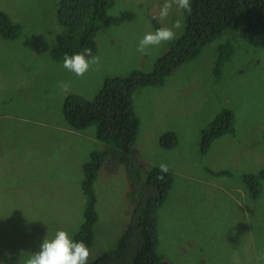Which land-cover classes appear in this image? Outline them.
<instances>
[{"label": "rangeland", "instance_id": "obj_1", "mask_svg": "<svg viewBox=\"0 0 264 264\" xmlns=\"http://www.w3.org/2000/svg\"><path fill=\"white\" fill-rule=\"evenodd\" d=\"M60 1L0 0V11L20 25L16 38L0 37V264H24L46 236L57 229L73 235L84 222L82 165L99 141L94 127L85 130L90 143L63 130L67 94L58 83L92 99L108 78L152 72L177 39L141 54L136 48L146 33L176 20L178 37L185 31L182 9L158 18L163 0H115L94 37L91 57L100 62L78 77L49 53L62 31ZM229 44L225 36L212 40L162 85L133 93L141 164H166L173 177L156 209L158 264H264V180L256 197L243 181L264 170V47L238 29ZM224 112L233 132L201 150L203 130ZM166 132L175 139L169 148L161 145ZM128 187L123 164L97 175L89 261L120 238L132 206Z\"/></svg>", "mask_w": 264, "mask_h": 264}, {"label": "trees", "instance_id": "obj_2", "mask_svg": "<svg viewBox=\"0 0 264 264\" xmlns=\"http://www.w3.org/2000/svg\"><path fill=\"white\" fill-rule=\"evenodd\" d=\"M114 1L61 0L57 20L62 31L52 45L50 55L63 62L65 54L84 52L85 49L93 53L95 34L108 23L107 10ZM191 6L190 15L184 12L185 31L159 58L152 72L108 78L92 99L75 93L64 97L62 115L68 126L75 130L94 127L95 138L104 144L100 150H93L82 165V189L87 201L84 222L74 238L83 240L88 248L93 243L98 213L92 184L102 171L115 172L117 166L123 164L129 184L126 195L132 201L128 222L120 238L109 249L97 253L88 264L160 262L155 250L156 209L171 191L173 177L169 171L161 172L160 167L144 170L137 158L133 142L140 119L133 108L134 91L142 86L162 85L167 75L198 55L214 39L225 36L229 46L237 29L250 43L264 47V0H191ZM19 30L20 25L0 11V37L14 39ZM228 113L220 114L203 130L201 150L206 149L218 136L233 132L232 118ZM163 137L168 140L166 143ZM163 137L161 145L164 147L169 148L175 143L171 132H166ZM262 180L264 170L243 177L249 196L259 194ZM11 260L5 259L4 262L9 264Z\"/></svg>", "mask_w": 264, "mask_h": 264}, {"label": "clouds", "instance_id": "obj_3", "mask_svg": "<svg viewBox=\"0 0 264 264\" xmlns=\"http://www.w3.org/2000/svg\"><path fill=\"white\" fill-rule=\"evenodd\" d=\"M174 6L184 10L188 15H190L192 12L191 0H163L159 8L158 18L160 20L167 18ZM177 30H182V24L180 20L174 21L171 27L162 26L157 28L154 32L146 33L139 40L136 51L141 54H145L146 50L151 46H158L161 43L172 41L178 38ZM88 57H91L90 49H85L84 52H77L72 55L65 54L62 67L73 72L76 76L82 77L86 72L89 71L91 65L99 64L100 62V58L98 56L91 57V59H89ZM58 87L65 94H68L70 91L69 83L61 81L58 83ZM227 113L224 112L222 114L226 115ZM86 129H84V131ZM220 136H218L217 138H219ZM99 144L100 145L96 150H100L104 146V144L101 142H99ZM137 158L140 161L138 155ZM159 167L161 172L163 173H166L168 171V166L166 164H160ZM124 170H126V167L124 168ZM82 222L83 221H81V223ZM89 257L90 250L83 240H76L74 238V234L70 235L68 231L64 229H57L51 238H48L46 236L43 239L42 243L40 244V250L35 253H30L28 258L24 261V264H88ZM258 259L264 260V254L258 257Z\"/></svg>", "mask_w": 264, "mask_h": 264}, {"label": "crops", "instance_id": "obj_4", "mask_svg": "<svg viewBox=\"0 0 264 264\" xmlns=\"http://www.w3.org/2000/svg\"><path fill=\"white\" fill-rule=\"evenodd\" d=\"M138 115V113H137ZM139 117V115H138ZM140 118V117H139ZM22 119H25V117L23 116ZM65 131H67L68 133L74 135V136H77V137H83L84 139H86L89 143H90V138H91V134L88 132V131H84V130H81V131H84V132H81V131H76V130H72L66 123H65V127L64 129ZM225 135V134H223ZM221 135V136H223ZM99 142H97L96 144H93L92 145V149H90V154L93 150H96L99 146ZM172 189V188H171ZM169 195V194H168ZM168 197V196H167ZM167 199V198H166Z\"/></svg>", "mask_w": 264, "mask_h": 264}]
</instances>
